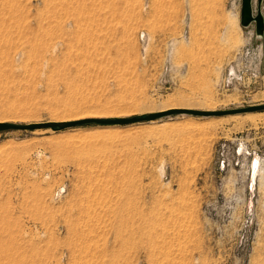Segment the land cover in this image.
<instances>
[{"label": "rangeland", "instance_id": "374dc122", "mask_svg": "<svg viewBox=\"0 0 264 264\" xmlns=\"http://www.w3.org/2000/svg\"><path fill=\"white\" fill-rule=\"evenodd\" d=\"M239 8L0 0V119L263 105L264 33ZM0 264H264V110L0 131Z\"/></svg>", "mask_w": 264, "mask_h": 264}, {"label": "water", "instance_id": "95a60500", "mask_svg": "<svg viewBox=\"0 0 264 264\" xmlns=\"http://www.w3.org/2000/svg\"><path fill=\"white\" fill-rule=\"evenodd\" d=\"M261 4L262 0H240V8H239V26L241 28H247L250 25L253 26V32L255 38H261L264 33V17L261 12ZM264 110L263 105H253L240 109H230L223 111H197V110H189L182 108H175L169 110H163L159 112H153L150 114H145L142 116H134L127 118H116V119H96V118H85L76 121H70L65 123H29V124H9V123H1L0 131L5 130H34L39 128H49L54 131L64 130L67 128H73L79 125L86 124H97L104 126H124L129 124H135L140 122H149L160 117H164L170 114H189L193 116H224V115H233L240 113H249V112H257Z\"/></svg>", "mask_w": 264, "mask_h": 264}, {"label": "bare ground", "instance_id": "6f19581e", "mask_svg": "<svg viewBox=\"0 0 264 264\" xmlns=\"http://www.w3.org/2000/svg\"><path fill=\"white\" fill-rule=\"evenodd\" d=\"M264 5V4H263ZM262 8H263V6H262ZM261 12H262V14H263V17H264V12H263V10L261 9ZM186 105V104H185ZM182 109H184V108H182ZM208 112H211V111H208ZM102 114V113H101ZM146 114H150V113H146ZM142 115H145V114H142ZM141 115V116H142ZM77 117L76 118H72V117H70V118H66V119H61L62 121H60V122H47V123H65V122H70V121H76V120H81V119H85V118H96V119H102L101 117H86L85 116V114L84 115H82V113H81V115H76ZM80 116V117H79ZM75 117V116H74ZM8 121H6V118H2V119H0V124L1 123H7ZM259 165H260V159L258 158V157H256V155L255 156H252V158H251V161H250V163H249V176H248V179H249V182H248V184H249V191H250V189H252V188H250L251 186H252V183H251V181L252 182H254L255 180H259L260 181V169H259ZM256 183V182H255ZM255 185V184H254ZM61 192V190H58V193L57 194H59Z\"/></svg>", "mask_w": 264, "mask_h": 264}, {"label": "built area", "instance_id": "2783aa9c", "mask_svg": "<svg viewBox=\"0 0 264 264\" xmlns=\"http://www.w3.org/2000/svg\"><path fill=\"white\" fill-rule=\"evenodd\" d=\"M247 28H248V27H247ZM247 28H244V29H247ZM252 35L254 36V32L251 31V36H252ZM232 73H233V71L230 70V73L227 75V76H228L227 79H230Z\"/></svg>", "mask_w": 264, "mask_h": 264}]
</instances>
